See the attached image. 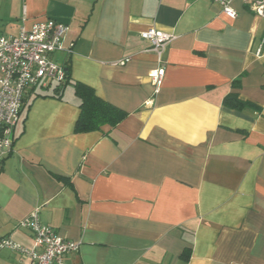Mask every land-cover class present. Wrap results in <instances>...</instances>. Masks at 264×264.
Returning <instances> with one entry per match:
<instances>
[{"label":"crops","instance_id":"0c3cea01","mask_svg":"<svg viewBox=\"0 0 264 264\" xmlns=\"http://www.w3.org/2000/svg\"><path fill=\"white\" fill-rule=\"evenodd\" d=\"M232 7L235 18L213 0H0V33L69 24L73 52L55 57L71 82L128 112L77 133L72 84L32 93L0 163V239L31 246L19 222L39 208L80 242L66 264H264V18ZM152 27L175 36L158 93L141 37ZM233 92L242 109L224 104ZM0 264L30 262L4 247Z\"/></svg>","mask_w":264,"mask_h":264},{"label":"built area","instance_id":"2783aa9c","mask_svg":"<svg viewBox=\"0 0 264 264\" xmlns=\"http://www.w3.org/2000/svg\"><path fill=\"white\" fill-rule=\"evenodd\" d=\"M231 18L237 16L233 0H213ZM249 9L264 18V0H243ZM69 24L54 17L22 26L16 35L0 33V163L14 148L16 127L29 96L37 90L48 91L66 81V65L56 54L73 52V43L65 45ZM156 52L159 66L150 77L158 93L165 76L164 53L174 35L154 27L141 33ZM262 49H259L261 53ZM128 58L120 60L125 64ZM19 225L31 231L33 243L26 246L10 237L0 239V248L8 247L21 252L30 264H66L65 256L80 248V242L59 234L53 227L42 223L39 208L23 218Z\"/></svg>","mask_w":264,"mask_h":264},{"label":"trees","instance_id":"16d2710c","mask_svg":"<svg viewBox=\"0 0 264 264\" xmlns=\"http://www.w3.org/2000/svg\"><path fill=\"white\" fill-rule=\"evenodd\" d=\"M66 74V81L60 86L55 87L52 95L60 97L69 84L74 86L75 95L80 100L79 107L81 110L75 124V132L84 133L102 130L105 125L116 127L128 116V112L99 97L91 86L82 82L72 83L69 66L66 67ZM238 81L234 80L233 84L238 86ZM224 104L231 108L242 109L248 102L241 100L239 94L233 92L224 98ZM55 176L65 183H68L66 176L60 174H55ZM189 252L187 249L183 253V257L188 258Z\"/></svg>","mask_w":264,"mask_h":264}]
</instances>
